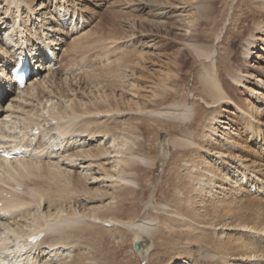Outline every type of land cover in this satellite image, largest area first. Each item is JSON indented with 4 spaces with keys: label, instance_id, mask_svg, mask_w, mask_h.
<instances>
[{
    "label": "rangeland",
    "instance_id": "1",
    "mask_svg": "<svg viewBox=\"0 0 264 264\" xmlns=\"http://www.w3.org/2000/svg\"><path fill=\"white\" fill-rule=\"evenodd\" d=\"M19 1L21 2L20 12L25 20L28 13L30 14L27 8L31 6L35 9L31 15L36 16L37 19H40V17L38 18L39 11L47 10L46 13H50V16L52 14L55 21H60L64 29L58 32L57 36L65 45L59 42L60 45L57 47V52L61 57L55 65L56 81L50 83L52 78L49 79L46 88L43 87L45 93H40L41 97L26 107L31 111L20 116L24 113L21 110L18 113L20 117L13 119V123L8 124L10 131L8 132L6 129L5 133H12L15 136L12 137L13 139L21 140L24 133L27 134L35 126H38L34 125V122L40 119L41 125L44 126L41 132L39 129H35L33 134L29 133L25 136L26 140L27 137L29 138L28 143H30L29 147L33 149L32 152L37 146L39 147V139L48 142V148L43 153L46 154L43 161L52 162L47 165L50 168L48 169L49 173H51L50 179L48 174L51 186L56 184L53 187L55 188L59 184L58 194L56 193L58 196L50 200L51 209L55 211V209L64 207L62 210L67 212L73 209L72 206L77 205L79 209L87 212V216L99 218L97 221L87 218L89 221L84 223L86 229L79 236L83 244L82 247H78L77 242L73 243L76 246L72 251H70L71 249L68 251L67 246L63 243L53 246L57 247L54 248L53 253L59 254L57 258L54 256V264H68L76 254H84V252L92 254L93 260L97 261L96 264H148L142 260V255L145 250L152 249V239L151 245L145 244L142 246L143 250L137 251L134 244L140 231L120 223L113 225V223H109V220L137 222L151 216L156 217L162 224L158 235H154L156 249L152 252V261L156 260L154 258H158V264L166 263L171 259H178L176 262L178 264H212L211 259H205L199 255L198 247L217 251L220 242L225 239L226 233L235 235V231L226 230L224 238H218L217 234L221 230L208 229V219L204 221L203 218H199L195 221L189 216L190 212L182 206L183 200L178 191L185 187L183 183L186 180L190 181L189 179L192 177L189 175L193 176L191 165L187 164V161L193 158L188 153L192 146H175L170 143V140L176 137L182 141H189V137L192 139L198 135H206L207 127L210 126V114L215 113L217 109L219 112L216 113L218 115L216 117L220 120L227 116H231L237 122L240 120L238 117L241 114L238 113L234 105L222 104L217 107L211 105L212 108L208 107V101H205L208 99L206 93L209 88L219 84L229 94L231 100L240 105L239 101H246L249 94L244 87L233 84L231 76L241 74L244 76V84L249 87L255 85L254 77L258 76L264 79L263 49L260 46L255 49L257 53L262 54L259 59L245 58L244 54L247 39L250 36V31L254 29V24L264 22V11L259 10L261 1ZM7 6L5 1H0L2 22L5 21L3 12ZM13 9L16 11L15 7ZM75 24L79 27L78 31L75 29L70 31ZM6 25H8L6 30L0 29V41H3L6 46H10L12 50L16 47L14 44L18 43L21 32H19V25H15L13 20L6 21L4 26ZM83 31L94 33H91L94 35L93 42L81 52L63 53L64 50H68L71 38L76 36L77 32L84 33ZM47 33L49 32L46 31L45 36ZM36 35L42 38L43 34L37 33ZM257 35L260 36V34ZM45 36L43 35V37ZM257 43V45H262L258 41ZM118 58L119 60L123 59L121 64L125 65L120 64L115 67L117 65L114 64L119 62ZM113 62L115 63L113 64ZM14 65L15 63H12V67ZM208 73H213L210 79L213 81L215 79L216 82L208 83L205 80ZM92 76L95 77L92 78ZM38 81H41V78ZM5 90L6 88L0 89V93L6 92ZM99 93H107L116 97L115 101H112L113 109L111 110V105L98 106L95 103L91 105L97 115L91 116L90 119L101 131L108 130L105 136L107 141L100 137L103 134L96 133L93 134L95 136H89L81 131V127L84 126L81 121L86 115H83L82 118L78 115L79 119H77L76 116L69 115V110L62 111L64 115L57 118L56 115L60 114L57 111H61L58 104L66 106L70 99H74L78 103L90 101L92 103L98 98ZM250 100L252 101V99ZM6 101L3 104L7 103ZM32 104H34L33 108ZM189 106L195 108L197 112L193 121L184 118V112ZM80 109L83 110L82 107ZM85 123H90V121L86 120ZM217 123L215 121L211 125L216 126ZM239 127L241 129L238 133L244 138L247 134L244 133L245 124L241 123ZM59 133L60 135H58ZM66 136L68 137L66 138ZM113 138L116 139L117 149L123 151L119 158L123 160V164L121 167H116V164H113L115 166L113 168L116 169L114 171L107 160L103 161V159L99 162L109 172L113 171L115 176L129 175L134 181L132 180L129 184L120 180L113 181V183L103 181L88 186L84 185L87 184V182L84 183L87 179L78 178L82 169L75 167L73 171L75 180L78 178L77 189L74 191L70 188L72 185L60 184L59 175L55 171L57 167L54 165L55 156L59 154L58 151H67V154L73 149L76 150L78 146L86 149L96 148L100 141L103 145L107 144L106 146H108ZM197 141L207 146L202 140ZM101 142L100 144H102ZM258 142L250 141V144L248 143V148L252 149L249 158L254 157L255 153H260L259 155L264 158V150ZM32 152L30 150L28 156ZM204 153H206L205 150L199 157H203ZM49 154L54 155L53 158H49ZM208 159L212 163L216 160L209 156ZM125 160H128L130 164L124 162ZM43 168L46 169V167ZM260 171L264 172L262 168ZM52 179H56V181L54 182ZM261 179L262 181L256 180L264 185V176H261ZM36 180L43 183L48 182L44 179ZM231 183L228 181L227 184H224L223 187L226 188L224 191L231 189ZM89 187H92L91 191L87 189ZM211 189V185L206 186V196L209 193L212 196V192L216 191V188ZM251 192L253 197L264 198V192L259 193L255 187L251 188ZM114 195L117 199L116 203L124 205L126 211L119 216L110 207L100 208L108 200H112ZM206 196L205 199L208 198ZM105 197H108V200ZM249 198L247 196V199ZM121 201L122 204H119ZM164 202L169 204V208L166 210L162 207ZM253 207L255 206L248 205L243 209H237L240 220L245 224L253 223L252 220H255ZM33 210L36 212L35 209ZM179 213L186 216L182 217ZM263 222H260V225L255 222L257 230H264ZM213 224L216 226L219 221L213 222ZM57 234L61 236L63 233ZM0 240L2 241L1 238ZM256 241L259 242V240ZM46 247L48 245L41 246V251H39L40 248L37 249V256H39V252H45L44 254L48 255ZM12 254L14 253L10 250L3 255L8 260H13L15 258ZM42 256H39V259ZM230 260L228 259L225 264H228ZM231 261L239 264L242 262L233 259ZM167 264L171 263L167 262ZM241 264L250 263L248 261Z\"/></svg>",
    "mask_w": 264,
    "mask_h": 264
},
{
    "label": "bare ground",
    "instance_id": "2",
    "mask_svg": "<svg viewBox=\"0 0 264 264\" xmlns=\"http://www.w3.org/2000/svg\"><path fill=\"white\" fill-rule=\"evenodd\" d=\"M0 1H5V5L8 4L7 8L3 12V18H5V21L2 22V18H0V29L6 30L8 26H4L6 21L13 20L15 25H19V32H21L17 43L18 45L14 44L16 47L12 50L10 46L8 47L3 44V41H0V89L6 88V92L0 93V148L16 150L22 155H18L13 160L0 157V238L2 239V241L0 240V264H54L53 259L55 257H59V254L57 255V252L53 253L55 251L54 248H57L53 246L63 243L67 246L68 251L69 249L72 251V249L76 246L73 243L77 242L79 244L78 247H82L83 244L81 243L79 236L82 235L86 229L84 227V223L89 221L87 218L94 219L96 221L99 220V218L97 216H87V212L79 209L77 205L72 206L73 209L71 208L72 210L67 212L62 210L64 207L62 209H55V211L51 209L52 204L50 200L51 198L54 199V197L58 196L57 188L59 184H57V187L53 188L56 185L54 183L56 179H52L54 181L53 184L55 185L51 186L52 183L48 180V174L50 179L51 173H49L48 169L50 168H48L47 165H50L52 162L43 161L46 157V154L43 153L46 152L48 148V142H44L39 139V147L37 146L32 152L33 149L29 147L30 143H28L29 138L27 137L26 140V136L29 133L30 135L33 134L35 129H39L41 132L42 127L44 126L41 125L40 119H34V125L37 124L38 126H35L33 130H28L29 133H24L21 140L13 139L12 137L15 136L12 133L6 134L5 130L8 129V132L10 131L8 124L11 122L13 123V119H17L31 111V109L28 110L26 107L31 105L34 100L37 101L39 97H41L40 93H45V89H43V87L46 88L45 86L49 83V79L52 78L50 83L56 81L57 74L55 73L57 72L55 70V65H57L59 57H61L57 52V47L60 45L59 42H62V40L60 41V38L57 36V33L64 28L60 21H55L53 19L52 14L50 16V13H46L48 12L47 10L39 11L38 18L40 17V19H37L36 16L31 15V12L33 13L35 9L30 6V8H27L30 14L28 13V17L25 20L20 12L21 2L19 0ZM254 1H261L262 4H260L261 6L259 10L264 11V0ZM12 6L16 8V11H14ZM29 25L31 26L29 27ZM78 28L79 27L75 24L72 26V30L70 31H73V29L78 31ZM46 31L49 32L46 35L47 37L45 36ZM37 33H41L45 37L42 35V38H39L38 35H36ZM91 33L93 32H77L76 36L71 38V43H69L70 46L67 48L68 50H64L63 53H68V51L77 53L86 49L93 42L92 37L94 35ZM257 34H260V36ZM263 34L264 22H257L254 24V29L250 31V36L247 39L244 49L245 58L259 59L262 57V54L257 53L255 49L260 46V48L264 51ZM257 41L262 45H257ZM63 57L64 54L62 58ZM121 60L118 58L119 62L117 64L113 62V64L115 63L114 65H117L115 67H118L122 63ZM12 63H15L14 68L19 63L20 65H24V67L30 68L31 78H29L24 88L17 87L14 81L12 73L14 68H12ZM211 74L213 73H208L207 78L205 79L208 83L213 81V79H210ZM246 75L248 77L250 76L248 74ZM94 77L95 76H92V78ZM40 78L41 81H38ZM243 79L244 76L241 74L231 76L232 83L237 86L244 87L250 96V98L248 96L246 101H239V103H241L240 105L235 104V102L231 100L229 94L219 84L209 88V91L206 93L208 99H204L206 102L208 101V107H210V105L212 107H217L222 104L234 105L238 113L241 114V116L239 115L238 117V119H240L238 122L231 118V116L224 117L221 120L218 119L216 115L218 114L217 112H219V109H217L215 113L212 112L210 114V126L207 127L208 132L206 135H198L192 139L189 137V141H182L176 137H173L170 140V143L175 146H192V149H190L188 153L193 158L189 159L187 164L191 165L193 176L189 175L192 177L189 179L190 181L186 180L183 183V186L185 185V187L181 191H178L179 196L183 200L182 206H184V209L190 212L189 216L195 221L199 218H203L204 221L208 219V229L215 228L219 231L221 230L217 234L218 238H224L223 235L226 230L235 231V235H228L225 232L226 237L220 242V246L217 251L205 249L203 247L201 248L200 246L198 247L199 255L205 259H211L212 264H225L228 259L236 261L240 260L242 261L241 263L249 261L250 264H264V230H257L255 226V222H258L260 225V222L264 221V198L256 196L253 197L254 195L251 192L252 187L259 190V193L264 192V185L257 182V180L262 181L261 176H264V172L260 171L261 168L264 170V158L261 157L262 155H259L260 153L257 154L255 152L254 157L252 156L249 158V153L252 149L250 150L248 148V143L250 141H252V143L259 141V146L262 150H264V79L258 76L254 77L255 85L253 87L246 86ZM213 82H216L215 79ZM97 97L98 98L92 103L91 101L88 103H78L77 101H74V99H70L67 101L68 103L66 102V106L63 104L64 107H62L63 105L61 106L58 104L61 111H57V113L60 114H57L56 116L57 118L62 117L64 115L62 111L65 112L69 110V115L76 116L77 119H79L78 115H80L81 118L84 117L83 115H86L82 119L83 121H81L84 125L81 127V131L83 133H87L89 136H95L93 134L96 133H100L101 135L103 134L100 137L102 139L104 138L103 140L106 139L107 141V137L105 138V136L107 135L108 130L104 129L101 131L99 127H96L97 125H94L95 123L92 119H90L91 116L97 115L91 105L95 103L98 106H101L102 104L110 106L113 103L112 101H115L116 97L115 95H109L107 93H99ZM250 99H252V101ZM5 101L7 103L3 104ZM33 105L34 104H32V108ZM81 107L83 110L80 109ZM111 109H113L112 105L110 107V110ZM21 110H23L24 113L20 115L18 113L21 112ZM196 115L197 112L192 106H189L184 112V118L189 121H193ZM86 120L90 121V123H85ZM215 121L218 123L216 126H212L211 124ZM241 123H243V125L245 124L244 133H247L244 138L238 133L239 129H241L239 127ZM58 135H60V133ZM67 137L68 136H66V138ZM197 140H202V142L206 143L207 146H204ZM100 142L96 148L89 147L86 149L78 146L79 149H73V151H70L67 154V151L57 152L59 154H56L55 156L56 161L54 162V165L57 167L55 171L59 175L58 180L61 182L60 184H66V186L72 185V187H70L71 190H76L78 178L87 179L84 182H87V184L84 185L88 186L97 182L105 181L113 183V181L117 182L118 180L129 184L133 180L129 175L115 176L112 170V173L109 172L107 168L99 162L104 159L103 161L107 160L109 162L108 164H110L112 168L115 167L113 164H116V167H121L123 160L119 158L121 157V153H123V151H121L122 149H117L116 139H111L108 146H106L107 144L103 145L102 142V144H100ZM30 150L32 154L28 156V152ZM204 150L206 151L204 156L199 157L202 155ZM53 156L54 155L49 154L48 157L53 158ZM208 156L210 158H215V162L212 163V161L208 159ZM202 161H204V163H202ZM124 162H128V160H125ZM43 167H46V169L44 170ZM75 167L82 169V172H79V176L76 180L73 171ZM113 170L115 171L116 169L113 168ZM36 179H44L45 181L48 180L49 183H43L41 180V182H39ZM228 181L232 182L230 184L231 189L229 191H224L226 188L223 186L224 184H227ZM208 185H211L212 189L216 188V191L214 190L215 192H212V196L210 195L211 193L206 196L205 190ZM87 189L91 191L92 187ZM205 196L208 198L205 199ZM247 196L248 198H251L247 199ZM244 197H246V199H244ZM107 198L108 197H105L106 200H108ZM116 201L117 199L114 195L112 200H108L100 208L107 209L110 207V209L114 210V212L119 216L122 212L126 211L124 210V205H118ZM119 204H122V201L121 203L119 202ZM248 205L255 206L252 208L255 220H252L253 223L245 224L240 220L237 209H243ZM162 207L166 210L169 208V204L164 202L162 203ZM33 209H35L36 212H34ZM127 209L129 211V208ZM180 215L182 217L186 216L184 214ZM229 219H231V221H229ZM115 220H109V223H113V225L115 223H120L129 228H137L140 233H138V239L135 242L140 241L142 246L145 244L151 245L150 241L152 239V249L144 251L145 255H142V260L148 264H158V258H154L156 259L154 261H152L151 258L153 255L152 252L156 249V239L154 235H158L162 229L161 221L153 216L148 219L146 218V220H140L137 222ZM216 221H219V224L215 226L213 222ZM57 233L63 234L58 236L60 234ZM40 234H42L41 238L35 242L31 241V237L38 236ZM256 240H259V242ZM26 245L29 247H25ZM44 245H48L46 249L49 254L46 255L44 254L45 252H42L43 254L39 252V256L43 255L42 258L39 259V256L36 254L37 249L41 246L43 247ZM12 246L13 248H11ZM142 246L139 251L144 249ZM10 250L14 253L12 254L15 258L13 260H8V258H5L3 255ZM39 251H41V248ZM231 260L228 264H239L238 262L234 263ZM177 261L178 259H171L167 262L171 264H178L176 263ZM96 262V260H93L92 254L84 252V254H76L72 261L68 264H96ZM167 262L163 264H167Z\"/></svg>",
    "mask_w": 264,
    "mask_h": 264
},
{
    "label": "water",
    "instance_id": "3",
    "mask_svg": "<svg viewBox=\"0 0 264 264\" xmlns=\"http://www.w3.org/2000/svg\"><path fill=\"white\" fill-rule=\"evenodd\" d=\"M142 243L140 241L135 242L134 247L137 251L141 249Z\"/></svg>",
    "mask_w": 264,
    "mask_h": 264
}]
</instances>
